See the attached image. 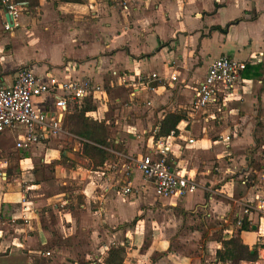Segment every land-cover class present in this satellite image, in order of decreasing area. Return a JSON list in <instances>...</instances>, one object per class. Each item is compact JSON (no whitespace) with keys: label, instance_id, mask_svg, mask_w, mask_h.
Here are the masks:
<instances>
[{"label":"crops","instance_id":"1","mask_svg":"<svg viewBox=\"0 0 264 264\" xmlns=\"http://www.w3.org/2000/svg\"><path fill=\"white\" fill-rule=\"evenodd\" d=\"M16 1L24 9L12 31L0 6V87L21 68L91 80L103 102L87 115L113 145L95 167L66 129L25 150L16 147L23 125L0 133V264H108L119 245L125 264H222V241L245 218L242 241L252 250L263 241L264 260V214L244 213L264 198V0ZM224 56L249 63L232 99L195 112L200 83ZM34 105L61 118L52 95ZM175 112L186 119L169 161L200 189L166 199L133 160L155 154L159 126Z\"/></svg>","mask_w":264,"mask_h":264},{"label":"built area","instance_id":"2","mask_svg":"<svg viewBox=\"0 0 264 264\" xmlns=\"http://www.w3.org/2000/svg\"><path fill=\"white\" fill-rule=\"evenodd\" d=\"M0 6L11 17V21L5 23V30L12 31L19 23L24 6L16 0H0ZM248 65V62L227 56L215 60L199 85L193 110L199 112L209 105H226L232 99L235 88ZM152 79L162 80L157 75H153ZM171 80L176 81L177 76H171ZM124 83L136 84V81L128 80ZM103 93L104 88L89 79L63 81L50 77L43 80L31 69L21 68L16 72L11 87H0V133L16 125H23L26 133L19 136L16 144L18 150L44 144L63 132L62 117L67 112L70 102L78 103L90 97L93 102L102 103ZM47 95L55 98L56 107L61 111L60 119L58 116L50 118L47 113L35 108L34 100ZM174 134L157 140L154 155L133 160L143 178L154 185L157 196L166 199H181L200 189V185L194 179L183 175L170 164L169 155L173 145L170 139L175 136ZM227 140L229 141L230 138L227 137ZM189 143L194 144V140H190ZM121 189L124 195L131 193L130 187ZM253 209L264 214V198L260 199L254 208L246 206L244 213L251 215ZM242 221L243 219H240L237 222L238 228L242 226ZM50 255V253L46 254V256Z\"/></svg>","mask_w":264,"mask_h":264},{"label":"trees","instance_id":"3","mask_svg":"<svg viewBox=\"0 0 264 264\" xmlns=\"http://www.w3.org/2000/svg\"><path fill=\"white\" fill-rule=\"evenodd\" d=\"M70 3H82L83 0H62ZM98 104L92 98H86L77 104H68L66 116L62 121V128L81 138L83 156L89 158L95 167H101L108 159V150L112 147L107 127L104 122L95 121L87 114L97 111ZM74 109L72 114H68ZM186 119L181 113H170L161 122L156 133V140L167 138L172 133H178L179 124ZM239 231L230 239L223 240V249L217 252V260L222 264H242L243 262H255L258 259V247L253 252L251 247L242 241L241 233L251 231L248 218L243 219ZM125 246H114L109 252L108 264H125ZM41 264H47L45 260Z\"/></svg>","mask_w":264,"mask_h":264},{"label":"rangeland","instance_id":"4","mask_svg":"<svg viewBox=\"0 0 264 264\" xmlns=\"http://www.w3.org/2000/svg\"><path fill=\"white\" fill-rule=\"evenodd\" d=\"M16 132H18V131L16 130ZM170 164L172 165L171 162H170ZM255 177L257 178L256 175H255ZM263 222H264V221H263ZM263 224H264V223H263ZM261 239H262V238H261ZM263 239H264V237H263ZM206 240H207L206 237H205V238L203 237L202 242L205 243ZM262 242H263V241L259 242L258 245H257V247H258V259H257V261H258V262L262 261V263H260V264H264V260H262V259L260 258V256H261V252H260V250H259V249H260L259 247L262 246ZM255 250H256V249H253V251H255ZM205 260H208V261H209V264H213V262H212V260H211V256H210L209 258L205 259ZM257 261H255V262H257ZM255 262H254V263H255Z\"/></svg>","mask_w":264,"mask_h":264},{"label":"water","instance_id":"5","mask_svg":"<svg viewBox=\"0 0 264 264\" xmlns=\"http://www.w3.org/2000/svg\"><path fill=\"white\" fill-rule=\"evenodd\" d=\"M7 20L11 21V17L9 15H7ZM65 156H67V152L65 153ZM254 252V251H253Z\"/></svg>","mask_w":264,"mask_h":264}]
</instances>
